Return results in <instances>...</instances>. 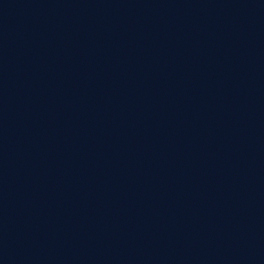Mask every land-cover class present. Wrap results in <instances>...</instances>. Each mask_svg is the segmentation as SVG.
I'll list each match as a JSON object with an SVG mask.
<instances>
[{"label": "water", "instance_id": "water-1", "mask_svg": "<svg viewBox=\"0 0 264 264\" xmlns=\"http://www.w3.org/2000/svg\"><path fill=\"white\" fill-rule=\"evenodd\" d=\"M0 183L81 264H264V0H0Z\"/></svg>", "mask_w": 264, "mask_h": 264}]
</instances>
